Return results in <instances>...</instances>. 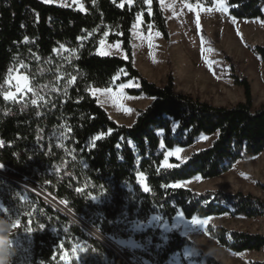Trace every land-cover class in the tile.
<instances>
[{"label":"trees","instance_id":"16d2710c","mask_svg":"<svg viewBox=\"0 0 264 264\" xmlns=\"http://www.w3.org/2000/svg\"><path fill=\"white\" fill-rule=\"evenodd\" d=\"M82 1L85 11L42 0H0V165L9 175L28 180L66 204L96 232L115 237L134 235L120 222L125 215L143 220L155 212L169 220L179 213L188 220L224 215L264 218L261 197L221 190L197 193L172 186L197 176L218 178L237 162L264 152V105L254 109L247 78L233 76L244 91V102L233 107L176 93L172 73L165 86H158L134 64L132 28L142 14L143 31L152 26L170 42L160 1L150 0V11L147 0ZM183 1L212 7L217 0ZM228 6L235 19H264V0H229ZM108 28L112 30L108 41L120 42L125 58L97 53ZM93 32L96 35L80 41ZM62 47L75 54H58ZM253 52L264 62V45ZM19 65L41 97L35 105L33 94L19 102L3 96L10 70ZM120 72L126 76L117 83H138V88L126 90L127 95L153 99L131 126L114 121L90 92L110 88ZM200 136L216 139L185 163L172 159L178 166L163 168L167 151L189 147ZM138 175L146 177L149 192L143 191ZM100 194L105 201L95 203L91 196ZM0 201V219L11 226L6 234L8 264H126L43 198L1 177ZM16 219L20 225L13 228ZM207 232L233 253L264 252V234L213 225ZM158 242L155 235L153 243ZM78 246L84 250L80 260L72 257L65 263L62 254L71 255ZM186 247L195 244L177 231L170 232L158 262ZM206 263L220 264L211 256Z\"/></svg>","mask_w":264,"mask_h":264},{"label":"rangeland","instance_id":"374dc122","mask_svg":"<svg viewBox=\"0 0 264 264\" xmlns=\"http://www.w3.org/2000/svg\"><path fill=\"white\" fill-rule=\"evenodd\" d=\"M42 1L85 11V5L82 0ZM166 1L168 3L167 11L173 14L172 17L166 16L168 18L171 38L173 37L175 41L179 40L183 47H177L178 52L176 56H170L169 52H161L157 48L158 43L155 34L158 33L161 37L160 33L152 28L149 38H146L145 35L150 30L151 26L147 32H144L143 17L142 14H139L132 28L135 66V54L138 57V61L145 68L149 69H153V66L156 67V64L159 65L161 62H165L167 56L166 64L169 68V74L172 73L173 77L174 65L176 67H182L184 64L193 65V67L195 66L194 68L183 71V73L185 74L188 72L187 74L192 73L195 76L196 87L194 90H191L192 94H183H190L195 98H199L202 101L219 107H233L244 102V91L241 87L235 85L233 76L247 78L252 86L254 109H259L264 105V62L253 52L256 46L264 45V19L246 20L233 18L229 13V0H217L212 7H205L198 3H190L183 0H178L176 4L174 2L170 4L171 0ZM221 4L228 8L227 12L218 10V5ZM189 5L191 6V10ZM147 6L150 11L151 2L149 3L148 0ZM197 14L200 20L199 29L196 25ZM105 33H107V35H105ZM105 33L101 35L97 53L98 51H103L107 53L106 56L120 57L119 52H124L122 46L120 45V47H118L116 42L110 43L108 41V37L112 33L111 29L108 28ZM93 35H96V32L87 33L80 41L85 42ZM101 41H103V44ZM149 42L150 45L146 46ZM170 42H167L168 45H170ZM186 42L190 44V46L184 47V44H187ZM57 53L64 56H71L75 54V51L62 47ZM146 60L149 61L147 62ZM155 73L157 77L158 71L155 70ZM17 76L27 77L28 88H30L31 91L23 87L24 82L18 81ZM124 76H126L125 73L120 72L114 78L113 85L108 88L111 90L109 92H105L103 91L104 89L100 88H92L90 90L92 96L97 98L100 105L107 110L110 117L120 125L131 123L134 120V116H137L140 111L136 107L131 108L130 112L124 111V109H129L128 106L132 103L129 100V95H127L126 90L138 88V83L132 80L122 84L128 85L131 83L134 86L121 89L120 85L122 84L117 82ZM144 77L147 78L146 76ZM17 83H20L22 91H17ZM190 88V77H182L178 81L177 86L175 84L176 93L189 90ZM97 89L101 91H96ZM9 92L13 93L14 99H6L8 102H19L28 99L30 94H33L32 98L36 99L37 103L41 98L33 91L31 81L23 72L22 66L20 65L15 66L8 74L3 87L4 98ZM135 104L136 103H132V106ZM138 106L143 107L145 103L141 102ZM215 139L216 136H200L193 145L179 148L180 152L178 155L168 157L167 163L172 165V167H165L164 160L162 164L163 168L177 167L178 164L172 163V159L177 160L180 164L185 163L195 152L210 147ZM176 149L177 148L167 151L166 156L168 152H175ZM0 172L8 174L4 167L0 169ZM140 177H143V179L141 180ZM137 180L143 191L149 192L150 189L147 185L146 177L144 175H138ZM22 181L28 185L26 187L23 186L26 192L31 193L30 191H33L40 194L38 190L33 188L35 187L42 190L40 187L33 185L26 179ZM174 185L177 186L174 187L172 185L174 188H185L197 193L221 190L230 193L243 192L264 199V190L261 187L264 185V152L252 159L237 162L229 172L218 178L202 179L197 176ZM92 197H96L97 199H92ZM91 199L95 203H103L105 201V196L103 194L94 195L91 196ZM55 201L58 202V200ZM59 204L66 207V204L63 202L59 201ZM0 209H3L1 201ZM192 219L207 220V224H193L191 222ZM192 219L188 220L182 213H179L169 220L163 217L159 212H155L145 219V221L150 220L152 222L150 227H146L142 223V218L136 217L131 219L129 215H125L120 222L124 224L128 230L132 231L134 235L131 237H115L97 231L102 233L113 246H115L114 248L125 255L128 254L129 257H127L132 264H160L158 262L159 251L166 243L167 235L173 231H177L190 239L195 244V247L184 248L181 253L174 254L168 261L162 264H207V256L215 258L220 264H252L257 262L258 256L256 255L246 252L236 254L220 246L215 239L209 236L207 227L213 225L215 227H224L229 230L259 233L264 230V218L247 219L224 215L208 218L195 217ZM146 234L150 236V239L143 241L142 237ZM155 235H158L160 242L154 244L153 238ZM81 249L82 248L79 246L75 247L71 255H68L66 252L63 253L62 260L65 263H70L72 257L80 260V256L84 252V250ZM65 257H67V260H65Z\"/></svg>","mask_w":264,"mask_h":264},{"label":"crops","instance_id":"0c3cea01","mask_svg":"<svg viewBox=\"0 0 264 264\" xmlns=\"http://www.w3.org/2000/svg\"><path fill=\"white\" fill-rule=\"evenodd\" d=\"M160 1V4L162 6V8L164 9L165 13H166V16H170L172 17L173 14L172 12H168V3L166 0H163V3ZM178 0H171L170 1V4L171 3H177ZM152 26L150 28V30L148 31V33L145 35L146 38H149V34H151V30H152ZM156 34V41H157V48L163 53H167L169 52L170 53V56H176L177 52H178V46H182L178 41H175L173 40V37L171 38V42H170V45H168V43L163 39L161 38L159 35H157L158 33H155ZM187 43V42H186ZM116 44L118 45V47H120L121 43L120 42H116ZM147 45H150V42L146 44ZM122 46V45H121ZM187 46H190V44H184V47H187ZM183 47V46H182ZM103 52V51H102ZM98 54L99 55H102L101 54V51H98ZM102 56H106V55H102ZM119 56L122 57V58H125L126 57V54L125 52H122L120 51L119 52ZM138 57L136 56L135 54V63H136V67L140 70V72L146 76L149 80L153 81L154 83H156L158 86H165L167 84V81H168V74H169V68H168V65L166 64V60H167V56H166V59H165V62H161V64H156V67L153 66L152 68L153 69H149V68H145L137 59ZM202 66V65H201ZM195 67V66H194ZM193 65H187V64H184L182 67H176L175 65L173 66V73H174V78H175V84L177 86L178 84V81L184 77V78H189L190 77V85H191V88L189 90H185V91H179L178 93H191L192 94V91L191 90H194V88L196 87V78L195 76L192 74V73H183V71H188L190 68H194ZM155 70L158 71V76L156 77V73H155ZM191 71V70H190ZM129 100L132 102V103H136L134 106H132V103L130 106H128L129 109L133 108V107H136L137 109L139 110H144L146 109L147 107H149L152 102H153V99H150V98H147L145 96H129ZM145 103V106L143 107H140L138 106L139 103ZM138 115L137 116H134V120L127 124V123H124L125 125H132L135 123L136 119H137ZM123 124V123H122ZM174 187H177L176 185H173ZM260 234H264V230L259 232ZM65 253V252H64ZM246 253H251L253 255H256L258 256L257 258V262H263L264 261V252L261 251V252H246ZM69 255V254H68ZM63 258V257H62Z\"/></svg>","mask_w":264,"mask_h":264},{"label":"snow or ice","instance_id":"6c2138e0","mask_svg":"<svg viewBox=\"0 0 264 264\" xmlns=\"http://www.w3.org/2000/svg\"><path fill=\"white\" fill-rule=\"evenodd\" d=\"M148 2L150 3V0H148ZM161 2L163 3V0H161ZM189 8H190V10H191V6H190V5H189ZM218 10L221 11V12H227V11H228V8L225 7V6H223V5L221 4V5H218ZM196 25H197V28L199 29V27H200V20H199V15H198V14H197V19H196ZM105 35H107V33H105ZM157 35H159V34H157ZM26 39H27V38H26ZM101 43L103 44V41H101ZM101 54H102V55H106L107 53H105V52H101ZM73 79H74V78H73ZM17 80H18V81H23V82H24L23 87H24V88H28L27 77L17 76ZM131 86H134V85H132L131 83L128 84V85H123V84L120 85L121 89L126 88V87H131ZM16 87H17V91H22V88H21L20 83H17ZM28 90L31 91L30 88H28ZM96 91H101V90L97 89ZM103 91H105V92H109V91H111V90H110V89H104ZM5 99H14L13 93H11V92L7 93L6 96H5ZM31 103L35 105V104L37 103V100H36V99H33V100L31 101ZM124 111H126V112H130L131 110H130V109H124ZM178 123H179V122H177V125L174 126V129H173V130H175V127L178 126ZM179 152H180V149H179V148H177V149L175 150V152H168L167 156L165 157V164H164V166H165V167H172V165H170V164L167 163V159H168V157H170V156L178 155ZM2 168H3V165H0V169H2ZM140 179L142 180L143 177H140ZM92 199H97V198H96V197H92ZM191 222H192L193 224H200V225H206V224H207V220H196V219H192ZM19 225H20V220H19V219H16V220L12 223V227H13V228L18 227ZM28 231H29V233H30L32 230L29 228ZM81 250H82V249H81ZM65 260H67V257H65Z\"/></svg>","mask_w":264,"mask_h":264},{"label":"water","instance_id":"95a60500","mask_svg":"<svg viewBox=\"0 0 264 264\" xmlns=\"http://www.w3.org/2000/svg\"><path fill=\"white\" fill-rule=\"evenodd\" d=\"M1 178H4L8 181H11L15 184H17L18 186L22 187L23 189H25L20 183H18L17 181L15 180H18V181H22L18 178H15L9 174H6V173H2V175H0ZM34 189L38 190L39 192H41V194H37L33 191H30L31 193L35 194V195H38L40 196L41 198H43L45 201H47L49 204L53 205L55 208H57L59 211H61L62 213H64L65 215H67L68 217H70L76 224H78L79 226H81L86 232H88L92 237H94L95 239H97L98 241H100L102 244H104L108 249H110L112 252H114L118 257H120V259H122L126 264H132L130 262V260L128 259V257L123 254L122 252H120L119 250H115L113 249L112 247H110L109 245H107L104 241H102L101 239H99L98 237H96L94 235V233L92 231H90L88 229L87 226H89L86 222H84V220H82L81 218H79L78 216H76L74 213H72L70 210L69 211H65L63 209H61L60 207H58L57 205H55L54 203H52L49 198L51 197L50 195H48L46 192L42 191V190H39L35 187H33ZM28 190V189H26ZM93 231L94 229L89 226Z\"/></svg>","mask_w":264,"mask_h":264},{"label":"clouds","instance_id":"9594fccd","mask_svg":"<svg viewBox=\"0 0 264 264\" xmlns=\"http://www.w3.org/2000/svg\"><path fill=\"white\" fill-rule=\"evenodd\" d=\"M11 231V226L7 220L0 219V264H8L7 258V244L6 239L8 233Z\"/></svg>","mask_w":264,"mask_h":264},{"label":"bare ground","instance_id":"6f19581e","mask_svg":"<svg viewBox=\"0 0 264 264\" xmlns=\"http://www.w3.org/2000/svg\"><path fill=\"white\" fill-rule=\"evenodd\" d=\"M149 59V58H148ZM145 60V59H144ZM151 60V59H150ZM147 62L149 61V60H146ZM2 173L3 172H0V175H2ZM15 181H17L18 183H20L22 186H28L24 181H18V180H15ZM40 194H41V192H40ZM42 195V194H41ZM49 200L51 201V202H53L55 205H57L58 207H60L61 209H63V210H65V211H69L65 206H63V205H61V204H59V202H57V201H55L54 199H52L51 197L49 198ZM88 227V229L90 230V231H92L93 233H94V235L96 236V237H98L99 239H101L102 241H104L107 245H109L110 247H112L113 249H115L116 250V248H114L115 246H113V244L105 237V236H103L101 233H99V232H96L95 230L93 231L89 226H87Z\"/></svg>","mask_w":264,"mask_h":264},{"label":"built area","instance_id":"2783aa9c","mask_svg":"<svg viewBox=\"0 0 264 264\" xmlns=\"http://www.w3.org/2000/svg\"><path fill=\"white\" fill-rule=\"evenodd\" d=\"M142 223L146 226V227H150L152 225V222L150 220H143L142 219ZM150 239V236L149 235H146L144 236L143 238V241H146V240H149Z\"/></svg>","mask_w":264,"mask_h":264}]
</instances>
